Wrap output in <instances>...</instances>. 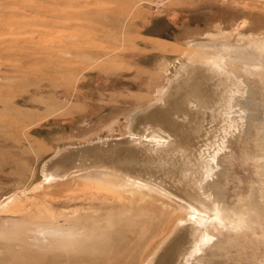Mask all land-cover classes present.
<instances>
[{
  "label": "rangeland",
  "instance_id": "rangeland-1",
  "mask_svg": "<svg viewBox=\"0 0 264 264\" xmlns=\"http://www.w3.org/2000/svg\"><path fill=\"white\" fill-rule=\"evenodd\" d=\"M203 48L190 66L223 59L231 74L210 72L194 113H172L193 136L176 147L150 115ZM263 49L264 0H0V264H144L185 210L128 176L203 199L209 216L214 196L233 204L251 191L264 209L249 121L264 111ZM44 164L54 182L43 188ZM93 168H108L103 188L72 175ZM251 240L255 255L225 244V260L204 261L264 264V239Z\"/></svg>",
  "mask_w": 264,
  "mask_h": 264
},
{
  "label": "bare ground",
  "instance_id": "bare-ground-1",
  "mask_svg": "<svg viewBox=\"0 0 264 264\" xmlns=\"http://www.w3.org/2000/svg\"><path fill=\"white\" fill-rule=\"evenodd\" d=\"M254 46L255 45L253 43L251 47H254ZM204 49L205 48L198 50L197 55L194 58L189 56L188 62L180 66L179 70L186 69L187 71L186 77L182 79V81H180L173 95L170 98H168V100L164 102L160 108H158L155 111H152V114L150 115V117L156 120L161 125L162 128L163 127L166 128V130L169 133H171V135H173L172 144H174V146L176 147H186V146L192 145L193 136L191 135L190 131H188L185 128V125L182 122H180L177 119L172 118V113H177L178 116L181 114V112H187L189 113L190 116L194 113V111H192V109L188 107V103L193 98L201 99L206 96V93L203 92V86L206 83L207 84L210 83L209 81L210 72H217V71L221 72L222 71L221 73L231 74L229 70L225 69V66L223 65V59H219L218 62H215L212 60L209 61V59L203 60L200 62L199 65H194L193 67L190 66L191 62H193L194 59H197L198 57H201V56L202 57L209 56V54H207L208 52H206V49L205 50ZM224 49L226 50L227 53L230 54L232 47L230 44L226 43V45H224ZM262 71L263 72L260 71L261 74H260L259 79L262 82L263 87H264V70ZM178 76L179 75L176 74L171 79L167 78V84L160 87V89L157 92L156 98L152 102H150V104L161 100L163 96L165 95L169 84L173 81V79L178 78ZM251 117H252L251 120H249L251 121L250 127H252L254 131L252 134L253 136L252 140L254 142L253 143L254 144L253 145L254 146L253 155L256 160V163H255L256 171L260 177V184L262 186L261 189H262V195H263L264 193V111L261 114L252 113ZM133 118H134V115H131V117L129 116V120H130L129 127L130 128L132 127ZM161 127H158V129L161 130L160 129ZM223 161L224 160L222 159V162ZM107 169L108 168H100V169L93 168L90 170L88 169L89 171L87 172L81 171L78 173H74L72 175L79 176L80 179L84 180L83 182H85L86 184L95 183L96 185H99V187L103 188L105 186V185L103 186L104 184L102 182L103 180L100 179L101 176L97 177V175L98 173H102V175H107L108 174L107 172L106 173L103 172ZM91 170H95L96 172L95 171L92 172ZM42 173L44 174L43 177H45L44 182H46L44 183L45 185L42 184L43 188L44 186L47 187L49 185H52L51 183L54 182V179H52L53 173L48 172L46 170L45 164L42 167ZM127 179L134 182L136 185L140 187L146 188L148 191L159 192L160 194L174 198L175 202L177 201L178 204L185 210L184 211L185 214L181 216L180 218H178L169 227L168 231L164 234V236L158 242L154 244L153 248H151V251L149 250L150 253L147 259L145 260V262L143 261L144 264H152L155 256H158L157 260L155 261V264H173V259L175 258V255L177 254L178 249L179 248L181 249L184 243L190 240L189 238H191L192 240L193 236H195L196 232L200 231V229L202 230L201 235L199 239L196 238L194 239L195 241L192 242V245L190 246V248L188 249L186 253L185 261H183V264H198L197 260H200L201 264H207V262L204 261L205 257L209 258L215 255H219L220 257L223 258V260H225L223 256L225 252V250L223 249V246L225 244H229L233 248L235 247H241L243 249L250 248L251 255H255L256 251L254 248H256V245H255V242L252 241L251 239L255 241L257 239H264V209H260L258 203L255 201L254 191H251V193L249 192L250 194L246 198L239 197L238 200H236V202L233 204L228 203L225 198L220 199L218 198L219 196L218 197L214 196L213 198L215 200L218 199L219 202H217L218 204H216V206L214 207V211H213L214 215L209 216L208 212L211 210V208L207 204H205L203 199H198V198L193 197L194 198L193 202H190L181 197L172 195L166 189H163L162 187L158 186L154 182L147 181L142 178L135 177V176H132V177L128 176ZM40 185H39V188H41ZM205 187H206V184H204V189H203L204 191H206ZM176 197H178L179 199L178 198L176 199ZM13 201H14V197L10 196L5 201V204L7 205L9 203H12ZM217 210L219 213H221L222 217L224 215L225 217L228 218V221H227L228 223L225 224L223 229L221 230L218 229V227H221L220 224L222 222L220 221L221 220L220 214L217 212ZM215 212H217V214H215ZM206 222H207V225L203 228V225ZM248 233L251 234L250 236L251 239L250 237L246 238ZM57 234H60V236H62V231L58 230ZM197 240H199V242H197ZM213 264H229V262L228 263L213 262Z\"/></svg>",
  "mask_w": 264,
  "mask_h": 264
},
{
  "label": "water",
  "instance_id": "water-1",
  "mask_svg": "<svg viewBox=\"0 0 264 264\" xmlns=\"http://www.w3.org/2000/svg\"><path fill=\"white\" fill-rule=\"evenodd\" d=\"M55 157H56V156H54V158H52V159H53V160L56 159ZM53 160H52V161H53Z\"/></svg>",
  "mask_w": 264,
  "mask_h": 264
}]
</instances>
